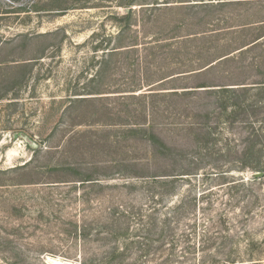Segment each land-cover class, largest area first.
<instances>
[{
    "label": "rangeland",
    "instance_id": "rangeland-1",
    "mask_svg": "<svg viewBox=\"0 0 264 264\" xmlns=\"http://www.w3.org/2000/svg\"><path fill=\"white\" fill-rule=\"evenodd\" d=\"M118 2L0 0V264H37V258L49 264L52 259L77 262L70 240H65L68 228L60 220H77L76 207L88 204L83 198L93 199L89 204L101 202L100 195H88L89 190L79 186V173H111L118 178L140 170V165L125 161L152 159L147 141L151 134L180 147L192 144L195 133L188 124L206 122L202 114L211 111L212 98L173 95V87L264 81L263 40L243 64L238 60L191 79L154 85L161 76L191 66L175 61L173 47L163 39L173 20L188 24L177 30L179 35L211 29L195 24L191 14L202 17L207 9L156 11L162 27L156 41L149 37L154 31L150 24H138V15L131 17L130 30L117 37L127 14ZM242 3L225 6L217 14L226 21L221 27L243 19L237 13L264 17V0ZM256 8L262 11L258 14ZM149 14L143 11L140 17ZM247 96L254 106L246 114L227 121L222 116L217 125L216 116L208 121L216 126L217 145L224 153L241 154L253 138L248 124L264 139V95L252 90ZM216 157H199V173L228 170L235 178L253 174ZM218 182L208 180L207 185ZM182 184L177 182L176 193ZM201 188L196 186L197 191ZM256 221L250 225L264 237V225Z\"/></svg>",
    "mask_w": 264,
    "mask_h": 264
},
{
    "label": "trees",
    "instance_id": "trees-1",
    "mask_svg": "<svg viewBox=\"0 0 264 264\" xmlns=\"http://www.w3.org/2000/svg\"><path fill=\"white\" fill-rule=\"evenodd\" d=\"M243 1L119 0L116 6L126 8L127 14L123 16L124 25L117 37L130 30L133 15L139 16L138 24H150L149 28L154 31L149 37L158 41L162 27L156 11L190 7L207 9L202 17L195 12L191 14L195 24H207L211 29L179 35L177 30L188 24L183 19L173 20L170 33L163 39L168 40L170 49L173 47L175 61L179 64L188 62L191 66L187 64V67L161 76L154 85L170 79H191L220 65L238 60L243 64L252 49L263 44L264 30L255 35L253 31L264 29V17L253 18L246 11L235 15L243 18L238 23L220 26L226 21L217 14L225 6L239 7ZM143 11L150 14L140 17ZM261 11L256 8L258 14ZM220 48L222 50L218 52ZM172 89L173 95L212 98L211 111L202 114L206 122L188 124L189 131L195 133L192 144L180 147L151 134L147 141L152 149V159L125 161L140 165V170L122 173L118 178L111 173H79V186L88 189V195H100L101 202L89 204L93 199L83 198L82 202L88 204L76 207L77 220H60L68 228L64 229L65 240H70L69 249L74 251L78 264H264V237L257 235L250 225L257 222L256 219L264 225L263 136L248 124L253 138L241 154L224 153L217 145L220 139L215 136L216 126L208 123L211 116H216L217 125L219 121L223 122L222 116H227V121L246 114L254 106L249 103L248 93L258 90L264 95V81L252 85L201 82ZM209 154H215L216 160L224 164H238L253 173L262 172L263 176L229 177L228 170L199 173L198 158ZM68 168L72 169V166ZM122 171L126 172V169ZM208 180L220 182L208 186ZM177 182H183L180 193H176ZM199 185L202 188L197 191ZM35 261L49 264L41 258Z\"/></svg>",
    "mask_w": 264,
    "mask_h": 264
},
{
    "label": "water",
    "instance_id": "water-1",
    "mask_svg": "<svg viewBox=\"0 0 264 264\" xmlns=\"http://www.w3.org/2000/svg\"><path fill=\"white\" fill-rule=\"evenodd\" d=\"M261 176H263V173L256 172V173H253L251 177H261ZM64 264H78V262H75V263H64Z\"/></svg>",
    "mask_w": 264,
    "mask_h": 264
},
{
    "label": "bare ground",
    "instance_id": "bare-ground-1",
    "mask_svg": "<svg viewBox=\"0 0 264 264\" xmlns=\"http://www.w3.org/2000/svg\"><path fill=\"white\" fill-rule=\"evenodd\" d=\"M51 264H64L65 262H62L60 260H57V259H52L51 261Z\"/></svg>",
    "mask_w": 264,
    "mask_h": 264
}]
</instances>
